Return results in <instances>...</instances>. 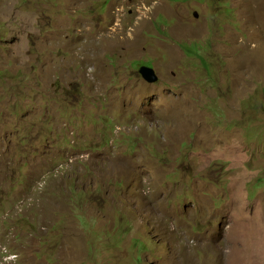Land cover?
I'll return each instance as SVG.
<instances>
[{
	"label": "rangeland",
	"instance_id": "374dc122",
	"mask_svg": "<svg viewBox=\"0 0 264 264\" xmlns=\"http://www.w3.org/2000/svg\"><path fill=\"white\" fill-rule=\"evenodd\" d=\"M0 264H264V0H0Z\"/></svg>",
	"mask_w": 264,
	"mask_h": 264
},
{
	"label": "water",
	"instance_id": "95a60500",
	"mask_svg": "<svg viewBox=\"0 0 264 264\" xmlns=\"http://www.w3.org/2000/svg\"><path fill=\"white\" fill-rule=\"evenodd\" d=\"M197 16V14H196ZM142 73L150 80L155 81L157 79V76L155 74V70L152 67H143Z\"/></svg>",
	"mask_w": 264,
	"mask_h": 264
},
{
	"label": "bare ground",
	"instance_id": "6f19581e",
	"mask_svg": "<svg viewBox=\"0 0 264 264\" xmlns=\"http://www.w3.org/2000/svg\"><path fill=\"white\" fill-rule=\"evenodd\" d=\"M246 227V226H245ZM242 231V230H241ZM238 232V231H237ZM244 248V247H243ZM240 249V248H239ZM237 256V255H236ZM240 258H241V256H240ZM245 262V261H244ZM235 263V262H234ZM238 263V262H237Z\"/></svg>",
	"mask_w": 264,
	"mask_h": 264
},
{
	"label": "trees",
	"instance_id": "16d2710c",
	"mask_svg": "<svg viewBox=\"0 0 264 264\" xmlns=\"http://www.w3.org/2000/svg\"><path fill=\"white\" fill-rule=\"evenodd\" d=\"M261 182L263 181V180H260Z\"/></svg>",
	"mask_w": 264,
	"mask_h": 264
}]
</instances>
